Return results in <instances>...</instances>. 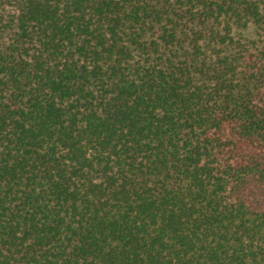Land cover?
I'll return each instance as SVG.
<instances>
[{
  "label": "trees",
  "instance_id": "trees-1",
  "mask_svg": "<svg viewBox=\"0 0 264 264\" xmlns=\"http://www.w3.org/2000/svg\"><path fill=\"white\" fill-rule=\"evenodd\" d=\"M0 264H264V0H0Z\"/></svg>",
  "mask_w": 264,
  "mask_h": 264
}]
</instances>
